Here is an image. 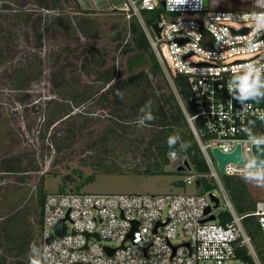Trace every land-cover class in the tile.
I'll return each instance as SVG.
<instances>
[{
    "label": "built area",
    "instance_id": "built-area-1",
    "mask_svg": "<svg viewBox=\"0 0 264 264\" xmlns=\"http://www.w3.org/2000/svg\"><path fill=\"white\" fill-rule=\"evenodd\" d=\"M121 8L127 17L135 15L141 22L215 188L167 193L49 192L38 229L41 264H247L237 256L240 247L247 249L252 264H264L242 223L244 216L254 215L264 240V201L256 202L253 211L238 214L211 153L213 146L228 152L239 142L242 156H253L252 145H245L248 137L243 129L264 131L260 119L264 105L249 99L242 105L233 98L241 95V78L250 68L253 76L249 78L258 69L264 79V31L257 33L255 21L249 18L264 13V8L216 9L209 0H188L184 5L169 0H124ZM143 9H161L159 37L143 22ZM253 44L258 45L255 50ZM178 75L185 79L194 112L183 102L175 82ZM168 155L167 168L182 164L178 149L169 150ZM242 164H227L224 174L241 176ZM187 172L183 181L193 185L196 174ZM210 193L218 198L217 205ZM221 211H227L230 218L219 221ZM210 214L215 219L201 222ZM85 232L95 233L98 239L95 235L86 239Z\"/></svg>",
    "mask_w": 264,
    "mask_h": 264
},
{
    "label": "rangeland",
    "instance_id": "rangeland-1",
    "mask_svg": "<svg viewBox=\"0 0 264 264\" xmlns=\"http://www.w3.org/2000/svg\"><path fill=\"white\" fill-rule=\"evenodd\" d=\"M123 1L0 0V45L5 49L6 55L5 63L0 64V168L2 162L11 156L24 159L21 171L4 174L0 170V220L12 210L35 206L33 194L38 177L43 172L45 190L55 192L63 185L64 175L75 178L66 187L70 189L80 185L87 175L97 173L96 162L99 160L108 165V162L123 161V158L137 161L141 159L142 162L140 148L143 143L139 149H127L114 137L123 129L119 126L120 122H126L129 127L125 131L128 134L135 132L140 138L147 139L146 131L138 130L136 123L130 121L129 108L135 93L130 90L124 92L126 98L121 106L123 113L120 116L115 114L117 108L112 104L111 94L98 98L105 89H101L103 84L97 79L100 70L114 66L119 76L127 77L132 70L136 72L149 65L146 62H138L131 69L130 58L135 53L122 54L117 47L120 42L119 34L124 35V26L129 18L121 8ZM209 1L216 9L264 8V0ZM56 14L61 16L62 25L52 22V17ZM40 16L42 28H46L48 24L49 26L48 33L44 34L42 46L38 49L34 47L32 28L39 22L37 18ZM47 16L50 18L44 23ZM165 16L174 18L175 14L165 13ZM83 29L88 32V36L81 33ZM10 33L11 40L3 37L9 36ZM35 51L36 56L42 58L41 75L26 87L15 88L12 82L14 67L23 64ZM101 60L102 66L97 65ZM164 78L166 79L165 75ZM261 81L264 82V79ZM152 82L159 84L161 89L167 92L160 76L153 77ZM81 90L87 96H93L75 107L69 98ZM63 101L70 104V114L74 115L75 119L66 125L63 124L67 120L65 116L60 119L62 122H56L54 127L53 124L46 128L44 122L50 116L51 110L56 105L61 107ZM62 128H73L77 133L73 140L58 152L53 141L64 135ZM44 132H47L45 138ZM32 159L39 166V171L28 169ZM142 167L143 165H139V168ZM73 171L79 174L76 175ZM186 175L187 173L178 174L173 169L154 175L130 172L100 173L95 175L94 180L81 186L80 191L193 192L192 185L180 186V181ZM246 184L255 202L264 201V187L250 182ZM36 221V216L30 213L28 222L31 229ZM36 238L37 234L35 243L29 248L28 256L40 255ZM12 262L10 258L9 263Z\"/></svg>",
    "mask_w": 264,
    "mask_h": 264
},
{
    "label": "trees",
    "instance_id": "trees-1",
    "mask_svg": "<svg viewBox=\"0 0 264 264\" xmlns=\"http://www.w3.org/2000/svg\"><path fill=\"white\" fill-rule=\"evenodd\" d=\"M161 9L156 10H141V15L143 22L147 27L156 20V13L160 12ZM27 14V13H26ZM25 16V14H24ZM50 16H47L45 22H48ZM52 22L62 25L61 16L52 17ZM39 21L35 24L33 30L34 37V47L40 48L43 43L44 34L48 33V26L42 28L41 16L37 18ZM51 22V23H52ZM43 23V22H42ZM126 25L124 26V35L119 34L120 42L117 44L118 49L122 54L135 53L130 58V68L132 69L134 65L138 62L148 63L147 68H141L138 71H131L130 75L127 77H121L115 70L114 66L106 67L104 70H100L98 73V78L102 82V88H105L103 92L98 96H105L106 94H111L112 104L116 106V115H121L123 113L124 103L126 98L124 93L126 90H130L135 93L133 98L132 106L129 108L131 115V122L136 123L138 130L141 129L146 131L145 137L147 139H142L139 137L138 133L130 135L126 130L128 124L126 122H120L119 126L122 127L120 134L114 135L116 140L127 149L129 148H140V144H144L140 148L141 159L137 161L136 159L128 160L123 158V161H112L108 164H104L101 160L97 161L96 169L97 173L87 175L80 185H76L73 188H66L75 178L70 175L62 176L63 185L57 191L73 190L80 191L81 186L94 180L95 175L100 173L114 172V173H144L148 175L163 174L170 171V169L176 171L178 174L188 173L187 171H177L174 168H167L170 163L168 152L169 150L176 148L181 153L183 158H186L190 163L192 169L191 172L196 174L194 184L192 187L195 192H205L215 188V183L213 178L209 177L208 168L206 166L205 160L203 158L202 152L193 135V132L185 118V115L181 109V106L174 95V93L169 88L167 80L164 78V74L161 70L160 64L151 49L148 38L144 32L141 22L135 15H131L126 20ZM83 35L88 36V32L84 29L81 31ZM126 34V35H125ZM122 35V36H121ZM126 36V38L124 37ZM7 40H11V33L9 36H3ZM9 38V39H8ZM6 48V47H5ZM36 51L29 55L25 59V62L21 65H16L14 67L12 82L15 88H23L28 85L32 80L37 79L42 72V58L36 56ZM6 55L5 49L0 45V64L5 63ZM103 60L99 62V66H102ZM155 76H160L162 82L166 85L167 92L161 89L159 84L155 85L152 82V78ZM255 78V77H254ZM249 78L251 83L252 79ZM175 82L180 90L183 102L189 112H194V106L191 99V93L187 88L185 79L182 75L175 77ZM117 91L122 93L123 98L116 95ZM261 92H264V87L260 88ZM93 96V95H91ZM91 96H87L84 91H79L74 96L69 98V101L73 106L78 107L85 101L89 100ZM133 97V96H132ZM260 100L258 104L264 105V98L257 97ZM256 103L254 100L249 99ZM144 107L142 112L140 109ZM72 107L68 102L63 101L61 107L56 105L50 116L45 120V127H53L56 122H62L63 117L66 116V122L63 124H68L71 120H74V115L71 116L70 111ZM84 111V110H83ZM151 112L154 119L151 121H144L143 124L140 120L148 113ZM115 115V116H116ZM68 122V123H67ZM85 123V122H84ZM65 125V127H66ZM64 135L54 139L55 149L59 152L64 145H68L69 141H72L75 137V132L73 128H62ZM78 131V128H77ZM253 134L264 135V131H260L257 128L251 130ZM47 132H44L43 137L45 138ZM179 135L180 139L177 143L169 148L167 144V139L170 136ZM247 135V134H246ZM134 136V137H133ZM106 141V139H104ZM138 143V144H137ZM183 144H189L190 147L182 149ZM24 159L9 157L7 160L2 162V169L5 172L13 173L22 170V163ZM31 166L28 169L39 171L40 168L37 166L34 159L30 161ZM139 165H143L139 168ZM75 171V170H74ZM78 175L79 172H74ZM44 172L38 177V184L34 190V200L35 206H25L24 210H12L6 216L0 220V264H10V258L13 260L12 264H30V255L28 256V251L31 246L35 243V236L37 234L36 243L39 247L40 252V240L38 235L39 223L41 219V207L47 192L44 188ZM224 188L226 189L229 198L235 211L238 214L249 213L255 208V200L252 198L249 188L242 177L237 175L223 174L220 176ZM180 186L185 187L186 184L183 180L180 181ZM2 187H0V192ZM18 208V207H17ZM30 213H33L37 221L33 222V229L29 226L28 217ZM219 221L224 222L230 218L227 211H221L217 215ZM243 226L246 232L250 235L252 242L260 256L264 259V240H262L260 228L256 221L254 215H246L242 219ZM32 241V242H31ZM237 256L242 259L247 264H252L251 257L249 256L247 249L245 247H240L236 250ZM39 256V254H35Z\"/></svg>",
    "mask_w": 264,
    "mask_h": 264
},
{
    "label": "clouds",
    "instance_id": "clouds-1",
    "mask_svg": "<svg viewBox=\"0 0 264 264\" xmlns=\"http://www.w3.org/2000/svg\"><path fill=\"white\" fill-rule=\"evenodd\" d=\"M188 2V0H169L170 4L176 5H184ZM250 19L255 21V28L256 32L259 33L260 31H264V13H254L249 17ZM258 45H251L252 50ZM252 64H247L245 66H250ZM264 66V65H262ZM253 76V70L250 68L249 71L241 78V95L240 96H233L234 99H237L242 105L244 100L252 99L256 103H259L260 100L257 97L264 98V92L260 91L261 87H264V82L260 79L259 70H255V78L252 79L251 83L249 82V77ZM230 94L231 89L229 88ZM116 95L123 98L122 93L117 91ZM142 112L144 111V107L140 109ZM154 119V116L151 112H148L141 120L140 123L143 124L144 121H151ZM261 120H264V116L260 117ZM243 131L247 134V140L245 141V145L251 144L253 146L264 145V135H257L253 134V132L249 128H244ZM180 139L179 135H173L168 137L167 144L169 148H172L177 141ZM190 147L189 144H183L182 149H186ZM264 152V149H261ZM176 152H172V156H176ZM239 170L242 174V179L245 182L254 183L257 186L264 187V158L258 156H243V164L239 166ZM42 256L33 254L30 257V264H41Z\"/></svg>",
    "mask_w": 264,
    "mask_h": 264
},
{
    "label": "water",
    "instance_id": "water-1",
    "mask_svg": "<svg viewBox=\"0 0 264 264\" xmlns=\"http://www.w3.org/2000/svg\"><path fill=\"white\" fill-rule=\"evenodd\" d=\"M159 21H160V15L159 13H156V20L151 24L150 29L152 30V32L159 37L160 36V29L161 27L159 26ZM244 31L246 29H243ZM187 55H185L184 57H186ZM261 149H264V145L259 146V148L257 146H253L252 145V152H253V156H258L261 158H264V152L261 151ZM211 153L215 159L216 162V166L219 170V172L221 174L225 173V166L229 163H234V164H242L243 163V156H242V152H241V144L238 142L236 143L235 147L228 151V152H224L221 151L218 147L213 146L211 148ZM182 156V153H181ZM192 167L190 165V163L188 162V160L186 158L182 159V164H180L179 166L176 167L177 171H191ZM210 198L215 202V205L218 204V198L213 195L212 193L209 194ZM209 208H207L205 210V212H208ZM215 219V215L214 214H210L209 216L201 219V222L204 221H208V220H213ZM155 230V229H154ZM86 239H88L89 236L91 235H95L98 239V236L93 233H84ZM128 237H131V232L128 233ZM86 247V245H85ZM107 253H112L113 249H110L109 247L105 246L104 247Z\"/></svg>",
    "mask_w": 264,
    "mask_h": 264
},
{
    "label": "flooded vegetation",
    "instance_id": "flooded-vegetation-1",
    "mask_svg": "<svg viewBox=\"0 0 264 264\" xmlns=\"http://www.w3.org/2000/svg\"><path fill=\"white\" fill-rule=\"evenodd\" d=\"M0 170L3 171L2 173H4V174H9L8 172H5L2 168H0ZM1 181H2V180H1V176H0V187H2V186H1V183H2V182H1Z\"/></svg>",
    "mask_w": 264,
    "mask_h": 264
}]
</instances>
